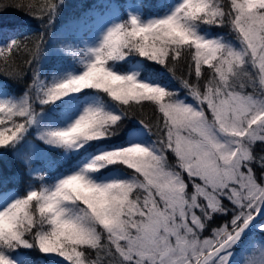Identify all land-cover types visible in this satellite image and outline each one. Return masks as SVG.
Instances as JSON below:
<instances>
[{
    "label": "snow or ice",
    "instance_id": "snow-or-ice-1",
    "mask_svg": "<svg viewBox=\"0 0 264 264\" xmlns=\"http://www.w3.org/2000/svg\"><path fill=\"white\" fill-rule=\"evenodd\" d=\"M66 7L0 0L46 27ZM18 35L0 42V158L24 169L0 171V264H264V0H100L51 51ZM53 150L75 162L53 173Z\"/></svg>",
    "mask_w": 264,
    "mask_h": 264
},
{
    "label": "trees",
    "instance_id": "trees-1",
    "mask_svg": "<svg viewBox=\"0 0 264 264\" xmlns=\"http://www.w3.org/2000/svg\"><path fill=\"white\" fill-rule=\"evenodd\" d=\"M65 4L67 5V7L65 8L64 10V13L67 12V11H73L72 9V6L73 5V0H64ZM1 15H20L22 17H25V18H28V19H34L31 15H26L24 12L22 11H17V10H14V9H9L7 10L6 12L4 13H0V16ZM42 29H44L42 27ZM220 30H222L225 34L228 33V29H221L219 28ZM40 32L39 31H33L31 32L28 36H26L25 38H23L22 40L25 42V43H28L29 41L35 39L37 37V35L39 34ZM29 58L28 54L27 53H21L18 57H17V60H18V63H20L22 66H25L24 65V61L25 59ZM26 67V66H25ZM30 74L29 73V77H30ZM180 73L177 72V75H179ZM28 80L29 79H26L24 81H21L19 83H16V82H11L14 86H16L17 88H20V87H24L28 84ZM174 83V81H173ZM158 115V114H156ZM144 118L150 122H152L153 124L155 123V119H154V110L152 107H146L144 109ZM12 157L11 158H7L5 160V164L6 166L8 167L9 171L11 174H16L20 169L14 164L13 167L14 168H11L10 167V161H11ZM15 162L17 163V161L15 160ZM1 164V163H0ZM2 165V164H1ZM219 220H221V222H223V219H217L215 221V223L212 225L213 227H215L216 225H218L219 223ZM208 232V231H207ZM208 235V234H206Z\"/></svg>",
    "mask_w": 264,
    "mask_h": 264
},
{
    "label": "rangeland",
    "instance_id": "rangeland-1",
    "mask_svg": "<svg viewBox=\"0 0 264 264\" xmlns=\"http://www.w3.org/2000/svg\"><path fill=\"white\" fill-rule=\"evenodd\" d=\"M110 16H111V13H104L103 15H99V19L97 23L94 25V27L92 28V32L98 29L100 25H102L107 19L110 18ZM207 236H210V235H207Z\"/></svg>",
    "mask_w": 264,
    "mask_h": 264
}]
</instances>
